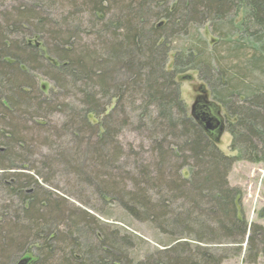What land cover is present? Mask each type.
I'll use <instances>...</instances> for the list:
<instances>
[{"label":"trees","instance_id":"1","mask_svg":"<svg viewBox=\"0 0 264 264\" xmlns=\"http://www.w3.org/2000/svg\"><path fill=\"white\" fill-rule=\"evenodd\" d=\"M169 2L0 0V264L20 253L28 264H224L200 244L244 242L264 257V228L240 213L241 190L228 180L239 155H225L193 119L176 82L190 69L206 71L233 144L243 158L264 161V0ZM240 10L242 32L262 44L242 70L216 73L211 59L186 48L170 63L177 29L215 26ZM252 69L262 72L258 83ZM126 130L146 144L126 150ZM43 148L130 214L166 233L180 228L177 242L152 261H131L119 229L68 209L44 187L48 167L37 157L53 156Z\"/></svg>","mask_w":264,"mask_h":264},{"label":"rangeland","instance_id":"2","mask_svg":"<svg viewBox=\"0 0 264 264\" xmlns=\"http://www.w3.org/2000/svg\"><path fill=\"white\" fill-rule=\"evenodd\" d=\"M176 3L177 0H170L169 5L173 6ZM156 11L162 12L163 10L156 9ZM83 15L86 17L85 14ZM86 18L87 20L89 19L88 16ZM243 18L244 12L242 10L238 12L232 11L228 17V19H232L230 20L231 22L226 19L216 23L215 26H212V23H203L195 24L187 31L177 29L173 37V50H171L172 52L169 55L170 63L174 61L175 53L186 48V50L197 51L199 55L206 59H211L216 73L220 69L228 70L229 72L242 70L244 66L248 65L247 60L254 54V50L262 46L260 42L256 43L242 32L241 23ZM73 24L77 26V23L74 22ZM83 37L86 42H95L93 35L86 34ZM262 71H264V68ZM251 72L255 83H258L262 78V72L258 71V69ZM40 77L39 86H45L46 90L49 91L53 86L52 82L43 75H40ZM176 82L179 86L181 99L186 104L189 114L197 97L205 95L202 91L204 88L208 98L216 102L213 89L209 83L211 80L206 75V71L190 69L177 76ZM202 87L204 88L202 89ZM221 106V115L226 129L217 143L218 147L225 155H239L240 157L235 160L229 171V183L232 187H237L241 190L240 213L245 216L249 223L257 224L264 228V161L258 158L253 161L243 158L247 155V152L240 154L242 146L236 143L233 144L234 136L227 128L229 120L227 116L229 115L225 107L222 104ZM52 117L59 123L64 121V117L60 113ZM230 121H233V119L230 118ZM72 139L73 137L70 136L64 140H68L71 143ZM142 141L145 145V139L132 130H126L121 136V143L126 150L132 143L138 150V146L142 144ZM42 154L51 155L54 158L57 153H52L43 148ZM37 158L41 159L43 165L48 167L45 169L47 184L42 183L51 192L52 197L55 200L63 201L68 209L86 211L94 219H99L104 224L114 229H119L121 231L119 232V237L126 236L125 238L129 240L131 245L130 247H124L122 252L134 263L139 260L152 261L157 258L158 251L164 250L177 242L174 241V237L181 232L180 228H167V231H172L171 233L161 231L150 220H146L144 216L138 217L130 214L119 200L100 196L96 191V187L92 186L89 181L81 182L73 174L75 169L72 165L68 166L66 164L67 161L63 164L64 162L60 158L56 160L57 157L55 160L52 157L42 159V155ZM121 169H125L124 165ZM1 174L2 171L0 170ZM5 198H7V192L4 187H0V203ZM14 200L17 203L15 198ZM124 201L127 204L130 203L129 200ZM179 241H188L190 245L195 246V242L190 239L183 238ZM200 247L223 255L224 264H264V257L260 254L256 256V250H250L246 242L241 245L235 243L200 244ZM24 258V253L16 255L13 264H18Z\"/></svg>","mask_w":264,"mask_h":264},{"label":"water","instance_id":"3","mask_svg":"<svg viewBox=\"0 0 264 264\" xmlns=\"http://www.w3.org/2000/svg\"><path fill=\"white\" fill-rule=\"evenodd\" d=\"M202 91L205 95L197 97L191 107L190 115L218 143L226 129L221 115L222 110L217 103L208 98L205 88ZM28 262L29 258H24L18 264H28Z\"/></svg>","mask_w":264,"mask_h":264}]
</instances>
